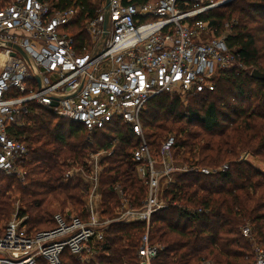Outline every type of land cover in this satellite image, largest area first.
Returning <instances> with one entry per match:
<instances>
[{
  "label": "built area",
  "instance_id": "obj_1",
  "mask_svg": "<svg viewBox=\"0 0 264 264\" xmlns=\"http://www.w3.org/2000/svg\"><path fill=\"white\" fill-rule=\"evenodd\" d=\"M226 1L149 0L138 5L133 0H110L107 32L104 6L85 22L87 42L80 51L68 30L81 17L76 3L62 9L57 3L12 0L0 9V174L26 185L30 149L19 134L28 127L35 106L80 124L89 133L117 121L129 125L141 142L133 154L136 174L148 187L142 209H134L120 192L121 207L105 217L100 193L103 159L89 165L94 156L108 157L115 147L91 155L86 170L73 168L64 178L88 185L84 198L88 220L64 210L53 216V228L30 231L28 217L17 213L0 231V264H63L65 252L83 262L94 261L112 224L134 222L146 223L138 264H154L163 247L151 244L152 216L166 208L162 196L174 182L172 174L187 173L189 167H174L169 154L174 138L166 140L155 156L144 136L142 115L161 94L178 95L185 102L189 95L215 91L221 73L238 65L227 35L217 36L206 20ZM242 233L251 243L253 264H264V248L251 229L245 227Z\"/></svg>",
  "mask_w": 264,
  "mask_h": 264
},
{
  "label": "trees",
  "instance_id": "obj_2",
  "mask_svg": "<svg viewBox=\"0 0 264 264\" xmlns=\"http://www.w3.org/2000/svg\"><path fill=\"white\" fill-rule=\"evenodd\" d=\"M39 1L57 3L62 9L74 3L81 8L79 21L68 29L74 32L79 51L87 42L85 22L106 6V0ZM148 1L133 0L138 5ZM6 4L8 0H0V9ZM206 20L217 36L231 26L226 42L238 65L221 73L215 91L189 95L186 102L178 95L161 94L142 115L144 136L155 156L166 140L174 138L175 162L189 163L191 154L198 159L191 165L204 170L176 175L164 192L166 208L151 219V244L163 247L154 264H253L251 243L242 233L245 227L264 248V171L242 159L251 154L264 162V81L251 76L255 70L264 74V0H234L210 12ZM32 109L28 127L19 134L30 149L24 167L26 185L0 174V224L12 214L10 192L21 195L25 208L19 216L29 218L25 223L30 231L45 229L41 208L49 196L63 206L72 204L78 216L88 220L84 211L88 185L79 179L66 182L65 175L72 166L86 164L91 155L113 146L103 163L102 213L114 216L122 205L119 192L134 209H142L148 187L136 174L133 154L141 142L129 125L117 121L89 133L80 124ZM145 232L143 222L112 224L94 261L83 262L65 252L63 264H138Z\"/></svg>",
  "mask_w": 264,
  "mask_h": 264
},
{
  "label": "rangeland",
  "instance_id": "obj_3",
  "mask_svg": "<svg viewBox=\"0 0 264 264\" xmlns=\"http://www.w3.org/2000/svg\"><path fill=\"white\" fill-rule=\"evenodd\" d=\"M12 0H8V3L9 2H11ZM229 27L231 28V26L228 24V26L226 25V30H225V32H224V34L223 35H228V33L229 32H231V30H228L229 29ZM72 33H74L73 31H71ZM222 35V36H223ZM186 102V101H185ZM198 151H199V149H195L194 150V152H193V154H198ZM167 154L168 153H166L165 155H166V157H167ZM170 154V156H171V159H172V161L174 162V167L177 169V168H185V167H189V171L190 170H200L201 172H204V170L202 169V168H199L198 166H196V167H193V165H191V163H194V164H196V162L198 161V159L196 158H193V156H191V154H188L187 155V157H188V162L189 163H187L186 162V164H181V163H179V164H177L176 162H175V160H174V158H173V154H172V152H170L169 153ZM94 155V154H93ZM180 156H182V155H180ZM104 155H101L100 157H98V156H94L93 158H92V160L90 161V165L89 166H91V167H94L95 166V162H100L102 159V164L104 163V161H105V159L107 158V157H104ZM170 158V157H169ZM242 159L244 160V161H247L248 163H250L251 165H253V166H255L256 168H258V169H260V170H262V171H264V162L263 161H261V159L260 158H257V157H253L251 154H244L243 156H242ZM89 159H87V161H88ZM86 161V162H87ZM184 162V161H183ZM102 166H106V165H102ZM73 168H81V169H85L86 170V166H85V164L83 163L82 165H77V166H72L71 167V169H69V171L70 170H72ZM160 168H162V165L161 164H159V169ZM89 170V169H88ZM104 172V171H103ZM173 174H174V176H173ZM172 174V178H174V181H176V175H178V172L176 171V172H174ZM102 175H103V173L101 174V177H102ZM139 178V177H138ZM100 193H101V180H100ZM119 194H120V192H119ZM10 195H12L11 196V202H12V214H11V217H10V219L8 220V221H6V222H4V223H1L0 224V231L5 227V225L10 221V220H12V218H13V216L14 215H16L17 213H18V215H20V213H21V211L25 208L24 207V204H23V202L21 201V195L20 194H18V193H14V192H10ZM101 195H102V193H101ZM102 198H103V195H102ZM63 201V200H62ZM84 209H85V206H84ZM41 210H42V212H43V214H44V217H45V221H44V224L41 226V227H44L45 229H42V228H35L34 230H37V231H44V230H48V229H50V227L52 226V218H53V216L57 213V212H60V211H64V210H67V211H70L71 210V213H73V214H76V215H79L80 214V212L79 211H77L74 207H73V205L72 204H70V203H67V205H64L63 206V204H62V202H59V201H56L55 200V198L53 197V196H49V197H47L46 198V200H45V202H44V204H43V206H42V208H41ZM85 211V210H84ZM29 219V218H28Z\"/></svg>",
  "mask_w": 264,
  "mask_h": 264
},
{
  "label": "water",
  "instance_id": "obj_4",
  "mask_svg": "<svg viewBox=\"0 0 264 264\" xmlns=\"http://www.w3.org/2000/svg\"><path fill=\"white\" fill-rule=\"evenodd\" d=\"M233 0H227L225 3H223V6L231 3ZM109 2L110 0H106V14H105V23H104V29L107 32L108 30V26H109ZM252 78H254L255 80H260V81H264V74L260 73L259 71L255 70L252 73Z\"/></svg>",
  "mask_w": 264,
  "mask_h": 264
}]
</instances>
